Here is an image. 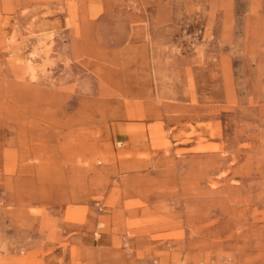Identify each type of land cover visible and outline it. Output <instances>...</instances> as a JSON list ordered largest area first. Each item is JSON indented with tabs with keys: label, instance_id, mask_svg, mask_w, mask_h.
<instances>
[{
	"label": "rangeland",
	"instance_id": "obj_1",
	"mask_svg": "<svg viewBox=\"0 0 264 264\" xmlns=\"http://www.w3.org/2000/svg\"><path fill=\"white\" fill-rule=\"evenodd\" d=\"M0 264H264V0H0Z\"/></svg>",
	"mask_w": 264,
	"mask_h": 264
}]
</instances>
